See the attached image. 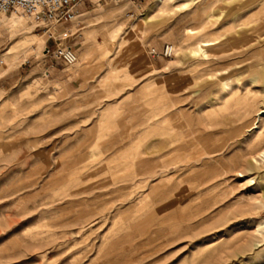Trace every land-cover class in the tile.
Returning a JSON list of instances; mask_svg holds the SVG:
<instances>
[{
	"label": "rangeland",
	"instance_id": "rangeland-1",
	"mask_svg": "<svg viewBox=\"0 0 264 264\" xmlns=\"http://www.w3.org/2000/svg\"><path fill=\"white\" fill-rule=\"evenodd\" d=\"M193 1L0 17V264H264V0Z\"/></svg>",
	"mask_w": 264,
	"mask_h": 264
},
{
	"label": "built area",
	"instance_id": "built-area-1",
	"mask_svg": "<svg viewBox=\"0 0 264 264\" xmlns=\"http://www.w3.org/2000/svg\"><path fill=\"white\" fill-rule=\"evenodd\" d=\"M86 0H0V17L18 13L29 19L36 27L45 30L48 41L53 46L46 47L45 53L51 59L61 62L65 66H73L78 61V56L72 46L58 42V36L63 28L81 16V7ZM119 3L123 0H106ZM170 50L167 46L161 53L155 50V56L169 57Z\"/></svg>",
	"mask_w": 264,
	"mask_h": 264
},
{
	"label": "bare ground",
	"instance_id": "bare-ground-1",
	"mask_svg": "<svg viewBox=\"0 0 264 264\" xmlns=\"http://www.w3.org/2000/svg\"><path fill=\"white\" fill-rule=\"evenodd\" d=\"M162 2H164L165 0H161ZM169 1V0H168ZM193 0H191V2H192ZM194 2V1H193ZM190 3V2H189ZM186 7V6H185ZM179 9H181V8H178V10ZM22 17H24V16H22ZM24 18H26V17H24ZM150 21V17L148 16V15H143V22H149ZM169 47V50H170V56L172 57L173 56V54H174V52H175V47H171V46H168ZM203 47H205V46H202V45H200L199 46V48L196 50L195 49V51H193L192 52V55L193 56H200L201 55V53H203V54H205L206 52H205V50L203 49ZM206 56V55H205ZM203 57V56H202ZM263 75V74H262ZM257 79H258V77H257ZM257 81V80H256ZM228 86V85H227ZM264 112H260V114L259 115H262ZM184 127V126H183ZM260 130V129H259ZM260 156H261V158L262 159H264V151L260 154ZM262 228H264V222L263 223H261L259 226H258V231H260Z\"/></svg>",
	"mask_w": 264,
	"mask_h": 264
},
{
	"label": "crops",
	"instance_id": "crops-1",
	"mask_svg": "<svg viewBox=\"0 0 264 264\" xmlns=\"http://www.w3.org/2000/svg\"><path fill=\"white\" fill-rule=\"evenodd\" d=\"M165 110H166V113H167V110H168V109H167V106H166ZM175 116H176V114H173V113H172V114L170 115V119L173 120V118H174ZM165 118H166V117H165ZM165 135H166V134H165Z\"/></svg>",
	"mask_w": 264,
	"mask_h": 264
}]
</instances>
